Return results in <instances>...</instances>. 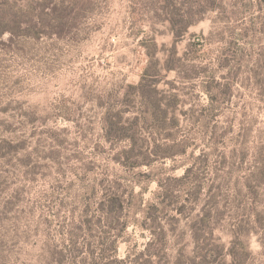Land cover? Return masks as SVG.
Here are the masks:
<instances>
[{"label":"rangeland","instance_id":"374dc122","mask_svg":"<svg viewBox=\"0 0 264 264\" xmlns=\"http://www.w3.org/2000/svg\"><path fill=\"white\" fill-rule=\"evenodd\" d=\"M13 2L36 11L0 35V264H264V0ZM133 182L164 215L128 218Z\"/></svg>","mask_w":264,"mask_h":264},{"label":"trees","instance_id":"16d2710c","mask_svg":"<svg viewBox=\"0 0 264 264\" xmlns=\"http://www.w3.org/2000/svg\"><path fill=\"white\" fill-rule=\"evenodd\" d=\"M206 4L209 7L208 9L210 10L214 9L216 6L215 0H206ZM38 6L40 8L39 13L41 14L43 3L42 2L39 3ZM35 11H36L35 5L33 6L32 3L30 4L29 8L26 7V10H25L24 8L20 6H17V4L13 2V0H0V35L5 30L14 31L15 28H19V24H20L19 18H21L22 12L32 14ZM171 21L174 25L175 22L173 20ZM31 22L32 20L30 19V23ZM31 25L32 27H34V24H31ZM174 31H175L176 36L178 37L180 34L183 33L184 28H178ZM33 34H35L36 36L38 35L36 34V32H33ZM141 43L145 47L146 56L148 58L149 63L144 67L138 85L136 87L135 86H132V87H134V89H136L137 92L143 96L144 87H151L152 85L156 84L157 80L155 78V75L157 74L152 73V71H157V70L155 69L156 67L154 65V63H156L154 59L155 51H156V44L153 38H150L149 42H141ZM129 137L133 139L134 141L139 139L137 137L136 126H134L131 134H129ZM131 155L139 156V152L138 150H136L135 147H133V149H129V152H127L125 156H122V157L129 158ZM130 165L137 166L138 163L134 161V162H130ZM185 172H187V169L185 170ZM186 174L187 173H185L180 179L183 180L186 177ZM134 183L135 182H133L132 185L130 186V189L128 191V196H129V200L135 198L137 202L135 206H129L127 214L130 213V216L128 218L134 217V214H136L137 212H141V214L145 215L144 218H146L148 211H150L151 209H155V208L156 209L158 208L159 215H164L166 207L170 206L169 198L163 196L160 198V200H158L159 202L155 203L153 201H148L144 203L143 198L141 196L142 193L141 192L134 193V190H133V187L135 185ZM114 198L115 197L111 196V194L107 193L106 189H104L103 190V200L101 202V207H102L101 209H103L106 206V204L109 205L110 201L115 200ZM118 199H121L120 195L118 196ZM143 204L144 206H142ZM129 222L130 221H126L124 223V230L128 227ZM149 231L150 233H152V236L154 237V240L151 242V244H157L156 242L160 238V232H158L157 228L155 227H149ZM116 248H117L116 246L113 248V256L115 257H116ZM151 253L152 252L150 251V254Z\"/></svg>","mask_w":264,"mask_h":264}]
</instances>
